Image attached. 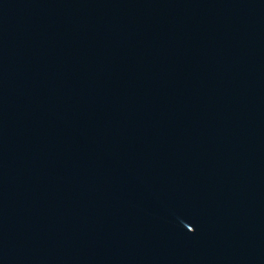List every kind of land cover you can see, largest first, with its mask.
<instances>
[{
  "label": "water",
  "instance_id": "obj_1",
  "mask_svg": "<svg viewBox=\"0 0 264 264\" xmlns=\"http://www.w3.org/2000/svg\"><path fill=\"white\" fill-rule=\"evenodd\" d=\"M0 264H264V0H0Z\"/></svg>",
  "mask_w": 264,
  "mask_h": 264
}]
</instances>
